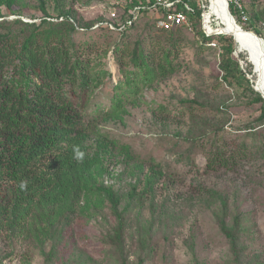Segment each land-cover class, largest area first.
Listing matches in <instances>:
<instances>
[{
	"label": "rangeland",
	"instance_id": "rangeland-1",
	"mask_svg": "<svg viewBox=\"0 0 264 264\" xmlns=\"http://www.w3.org/2000/svg\"><path fill=\"white\" fill-rule=\"evenodd\" d=\"M43 1L51 14L72 8L78 19L93 22L87 33L75 36L78 41L99 39L101 44L93 58L103 60L104 68L112 75L109 81L126 79V70H133L129 56L120 67L111 54L121 34L99 23L115 22L108 0ZM238 1L244 13L240 14L241 23L231 17L233 26L257 29L264 36V0ZM228 2L230 6L232 1ZM40 7L38 0H25L14 7L15 13H8L5 7L2 13L7 20L16 14L34 20L42 14ZM117 11L120 19L123 10ZM222 15L219 9L212 28L228 26ZM150 21L152 18L145 16L129 31L124 43L129 45L128 51L137 42L150 50L152 39L145 36L148 32L154 38L166 39L168 32L157 26L147 29ZM98 26L102 29L97 31ZM225 31L228 35H224L234 39L232 58L254 83L255 78L259 79L254 73L264 65L252 66L251 58L243 51L245 41L237 38L232 29ZM181 33L183 50L176 61L178 70L164 80L141 82L135 95L127 94L123 113L99 124L129 152L122 154L117 149L115 157H107L109 173L102 177L121 194L119 210L126 207L122 242L114 239L117 221L109 207L78 214L62 238L49 240L44 247L32 237L11 235L0 223V264H122V259L128 264H264V159L260 150L264 129H247L256 124L261 104H249L254 96L246 91L247 82L242 76L234 89L223 82L224 51L219 34L212 36L210 42L216 46H211L201 42L198 32ZM160 56L157 54V58ZM249 66L252 75L247 72ZM104 91L101 102L110 104L111 87L108 85ZM94 142L92 139L90 144ZM245 144L252 150L247 158L241 153ZM218 147L228 158L233 152L236 155L228 168L219 164L207 167V156ZM127 156H131L128 161ZM151 165L160 173L155 175L159 178L150 191L145 183L152 172ZM135 187L137 192H144L141 198L130 197ZM205 190L217 192V197L208 198ZM220 196L225 201L223 209L228 221L237 219L241 223L238 254L231 249L214 216V210L223 204Z\"/></svg>",
	"mask_w": 264,
	"mask_h": 264
},
{
	"label": "trees",
	"instance_id": "trees-1",
	"mask_svg": "<svg viewBox=\"0 0 264 264\" xmlns=\"http://www.w3.org/2000/svg\"><path fill=\"white\" fill-rule=\"evenodd\" d=\"M38 1L41 16L35 18L37 20L25 21L20 14L7 20L2 13V7L8 13H15L14 7L25 0H0V223L11 235L32 237L44 247L49 240L62 238L78 214L109 207L117 221L113 228L114 239L120 243L124 235L126 207L119 210L121 194L102 177L109 173L107 157H115L117 149L122 154L129 152L126 145L118 146V141L99 124L121 115L129 97L127 94L135 95L141 82H152L155 78L164 80L178 70L176 61L183 50V29L160 30L168 32L165 40L154 38L148 32L145 36L152 39L151 49L146 50L137 42L131 51H128L129 45L124 44L125 39L145 16L122 31L111 54L120 67L125 65L129 56L133 70H126L129 74L124 81L114 83L109 81L112 75L104 68L103 60L93 58L100 40L78 41L75 36L79 32L87 33L93 22L78 19L72 8L51 14L45 2ZM230 1L233 19L237 17L241 23L240 14L244 9L235 5L234 0ZM218 11L217 7L214 8L215 16ZM197 15L200 16V10ZM154 21L152 19L147 24V29L153 28ZM233 27L245 41L243 51L247 58H251L250 64L262 67L264 43L260 38L263 35L255 29L261 35L257 36L240 24ZM101 29L97 27V31ZM196 30L201 35L200 22L196 24ZM224 34L219 33L218 37L224 51L222 80L233 89L240 84L241 76L246 80V91L254 96L249 104H261L256 124L247 129L262 132L264 69L259 68L254 73L259 79L250 82L239 62L232 58L236 50L233 37ZM212 36H203L201 42L210 43ZM157 54H161L159 59ZM247 72L253 74L250 66ZM108 85L116 95H112L110 104L101 102ZM252 85L257 86L262 95ZM196 104L203 107L199 102ZM92 139H95L94 145L90 144ZM247 147L248 144L241 147L242 157L247 158L252 153ZM75 149L83 152V159H76ZM260 150L264 159V145ZM225 153L222 147H218L215 153L207 156V167L214 168L219 164L228 168L236 155L233 152L228 158ZM130 157L127 156L126 160ZM151 168L145 183L146 190L150 191L159 178L155 175L160 173L153 165ZM205 192L209 193L208 198L217 197L213 190ZM143 194L135 187L130 197L141 198ZM224 205L225 201L221 209L214 210V216L231 249L238 254L241 223L237 219L228 221ZM237 261L240 263L238 258ZM122 264L128 263L122 259Z\"/></svg>",
	"mask_w": 264,
	"mask_h": 264
},
{
	"label": "built area",
	"instance_id": "built-area-1",
	"mask_svg": "<svg viewBox=\"0 0 264 264\" xmlns=\"http://www.w3.org/2000/svg\"><path fill=\"white\" fill-rule=\"evenodd\" d=\"M111 7V21H100L101 25L117 33L133 26L143 16L154 19L155 25L161 30L181 28L196 35V24H201V35L212 36L210 27H214L215 16L212 10V0H108ZM236 1V2H235ZM234 2L242 8L240 2ZM123 10L119 19L117 9ZM200 10V16L197 11ZM209 15V16H208ZM22 17V16H21ZM25 21H33L22 17ZM37 20V19H34ZM209 45L216 46L215 42Z\"/></svg>",
	"mask_w": 264,
	"mask_h": 264
},
{
	"label": "bare ground",
	"instance_id": "bare-ground-1",
	"mask_svg": "<svg viewBox=\"0 0 264 264\" xmlns=\"http://www.w3.org/2000/svg\"><path fill=\"white\" fill-rule=\"evenodd\" d=\"M216 7L221 10L222 14H224V15H222V17L224 19V22H226L228 24V26L224 29H221V28L214 29V28L210 27L211 32H213V34H219V33L223 32V30H224V32H226L225 29L226 30L232 29V32H234L236 37L243 40V38L240 36L239 31L236 28L230 26V25H232V19H231L229 9H228V0H212V10H214V8H216ZM250 48H251V52H253L252 46H250ZM257 65L260 66V64H257Z\"/></svg>",
	"mask_w": 264,
	"mask_h": 264
},
{
	"label": "water",
	"instance_id": "water-1",
	"mask_svg": "<svg viewBox=\"0 0 264 264\" xmlns=\"http://www.w3.org/2000/svg\"><path fill=\"white\" fill-rule=\"evenodd\" d=\"M229 3V2H228ZM228 9H229V4H228ZM229 13L231 14V16L233 17L234 15L231 13V11L229 10ZM235 19V18H234ZM233 19V20H234ZM236 20V19H235ZM225 33H227L228 34V32H225ZM254 33L258 36L259 34L258 33H256L255 31H254ZM220 34H223L222 32L220 33ZM262 41H263V43H264V38L263 37H261L260 38ZM263 49H264V46H263ZM264 60V59H263ZM258 83V82H257ZM253 88H254V90L255 91H257V92H259L260 94H261V92H260V90H259V88L257 87V86H254L253 85ZM262 95V94H261ZM262 97L264 98V96L262 95Z\"/></svg>",
	"mask_w": 264,
	"mask_h": 264
},
{
	"label": "clouds",
	"instance_id": "clouds-1",
	"mask_svg": "<svg viewBox=\"0 0 264 264\" xmlns=\"http://www.w3.org/2000/svg\"><path fill=\"white\" fill-rule=\"evenodd\" d=\"M74 152H75L76 159H78V160L83 159V155H84L83 152L79 151V149H75ZM23 186L24 185H21V187H23Z\"/></svg>",
	"mask_w": 264,
	"mask_h": 264
}]
</instances>
